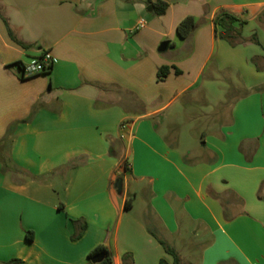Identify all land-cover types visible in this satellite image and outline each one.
<instances>
[{"label":"crops","instance_id":"0c3cea01","mask_svg":"<svg viewBox=\"0 0 264 264\" xmlns=\"http://www.w3.org/2000/svg\"><path fill=\"white\" fill-rule=\"evenodd\" d=\"M154 1L0 0V264H264V0Z\"/></svg>","mask_w":264,"mask_h":264},{"label":"trees","instance_id":"16d2710c","mask_svg":"<svg viewBox=\"0 0 264 264\" xmlns=\"http://www.w3.org/2000/svg\"><path fill=\"white\" fill-rule=\"evenodd\" d=\"M152 4H153V8H154L153 13L156 16L165 15L168 8H169V4L167 2L162 1V0H155L154 2H152ZM236 22H238L237 17H235L232 14L226 13V12H222V13L218 14L214 20V23L216 25V35L219 38L228 41L232 46H237V45L244 42V38L242 37V29H241L242 26L236 27L235 26ZM197 25H198L197 19L195 17H192V16L186 17L185 19H183L179 23V25L177 27L178 37L180 39H183V40L189 38L195 32ZM217 27H220V31H219V29H217ZM252 40L257 42L256 37H253ZM19 67L23 71L24 65L19 63ZM51 70L46 72V74H49L51 72ZM178 73H179V71L176 70V74H178ZM169 74H170V67H168V66L160 67L158 70V80H160V81L164 80ZM22 77H24V76H22ZM2 144L4 146L8 143H2ZM9 169H10L9 167L6 169L5 164L3 165V168H2L3 172H5L6 170H9ZM23 172L24 171H22V173ZM23 175L26 177L29 176L25 172ZM125 208H126V210L130 209L129 201L126 202ZM82 229L84 230V227ZM26 236H27L28 240L33 239L32 232L28 231ZM102 251H105V250L103 248H97L92 253H90V255H89L90 264H91V260L93 259V257ZM166 251L169 254L173 255L174 260H175L174 264H181L178 255L172 249L166 247ZM130 260H131L130 255L124 256V264H129ZM19 262H21V261L14 259V260L10 261L8 264H17ZM109 263H110V257L107 256V259L101 264H109Z\"/></svg>","mask_w":264,"mask_h":264},{"label":"rangeland","instance_id":"374dc122","mask_svg":"<svg viewBox=\"0 0 264 264\" xmlns=\"http://www.w3.org/2000/svg\"><path fill=\"white\" fill-rule=\"evenodd\" d=\"M224 83H225V81H224V78L222 77V79L221 80H219L217 83H216V88L214 89V91H213V93H212V95H210V97L208 98V100L209 101H212V102H217V100L218 99H220L221 97H223V99L225 100H223L224 102H230L231 101V99H232V97H231V95H230V93L229 92H227L228 90H226V93H225V89L224 88H222V86L221 85H223V87L225 86L224 85ZM225 93V94H224ZM228 104V103H227ZM210 105V106H209ZM207 104V105H204V103L203 104H199V105H197L198 107H197V109L195 108L194 109V143H197V141H198V138L196 137V133H197V127H199V124H198V121H197V118L199 119H201V117L202 116H200L201 115V110H206V107L208 108V109H211V106H213V105H211V104ZM214 107V106H213ZM216 110H215V112L217 113L218 111H219V113L221 112V117H223V118H228V116L230 117L231 116V110H229L228 108H220V107H218V108H215ZM198 117H197V116ZM181 130H182V133H186V134H188V135H190L191 134V131L188 129V127L187 126H183V127H181ZM198 130H200L199 128H198ZM195 241V240H194ZM194 256L195 257H198L199 256V254H198V250L197 249H195L194 250Z\"/></svg>","mask_w":264,"mask_h":264},{"label":"built area","instance_id":"2783aa9c","mask_svg":"<svg viewBox=\"0 0 264 264\" xmlns=\"http://www.w3.org/2000/svg\"><path fill=\"white\" fill-rule=\"evenodd\" d=\"M146 24L147 22L144 19H141L139 22L138 29L145 28ZM54 63L55 59L51 53H43L39 59L34 60L30 64L24 66L23 76L32 77L38 74L46 73L53 68Z\"/></svg>","mask_w":264,"mask_h":264},{"label":"water","instance_id":"95a60500","mask_svg":"<svg viewBox=\"0 0 264 264\" xmlns=\"http://www.w3.org/2000/svg\"><path fill=\"white\" fill-rule=\"evenodd\" d=\"M152 10V7L151 9ZM168 46H169V42H164L160 45L159 47V51L160 52H164L168 49ZM107 259V253L105 251H102L100 253H98L93 259H92V262L94 264H101L103 263L105 260Z\"/></svg>","mask_w":264,"mask_h":264}]
</instances>
